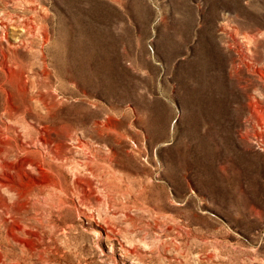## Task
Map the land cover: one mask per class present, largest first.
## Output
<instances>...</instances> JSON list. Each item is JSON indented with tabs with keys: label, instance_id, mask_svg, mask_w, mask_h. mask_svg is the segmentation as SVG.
Wrapping results in <instances>:
<instances>
[{
	"label": "rangeland",
	"instance_id": "1",
	"mask_svg": "<svg viewBox=\"0 0 264 264\" xmlns=\"http://www.w3.org/2000/svg\"><path fill=\"white\" fill-rule=\"evenodd\" d=\"M1 22L0 140L46 141L70 197L46 222L39 193L0 264H264V0H0Z\"/></svg>",
	"mask_w": 264,
	"mask_h": 264
},
{
	"label": "bare ground",
	"instance_id": "2",
	"mask_svg": "<svg viewBox=\"0 0 264 264\" xmlns=\"http://www.w3.org/2000/svg\"><path fill=\"white\" fill-rule=\"evenodd\" d=\"M0 27L5 33L4 23L1 22ZM3 32L1 33L4 35ZM32 143L22 141L15 146L17 149H13L11 145L5 147L0 140V262L4 256L6 245H10L9 242L14 241L21 247L29 249L28 246H31L24 237H38L39 231H35V234L30 232L29 229L32 226L25 223L24 215L28 213L29 206L35 204L34 201L37 200L39 193L43 195L41 199L44 201V206L49 207L47 214H44L46 222L51 221L53 208L57 214L66 209L64 206L66 201L61 194L65 198L70 197L67 192V189L70 190V186H66V188L60 174L54 173L51 166L46 167V157L51 152L46 145L47 142L37 139ZM9 152H12V156H8ZM25 155L31 157L26 158ZM16 159L17 162L19 161L17 177L13 178V175L10 174L13 167L9 163H13ZM72 185V196L76 195L80 203L91 202L94 191L90 183L87 182V188H85L79 179H75ZM53 188H60L58 190L62 193L52 191ZM3 192H7L8 195L4 196ZM35 228L37 229L36 226Z\"/></svg>",
	"mask_w": 264,
	"mask_h": 264
}]
</instances>
